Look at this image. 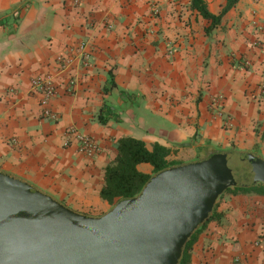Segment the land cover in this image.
I'll use <instances>...</instances> for the list:
<instances>
[{
    "label": "crops",
    "instance_id": "obj_1",
    "mask_svg": "<svg viewBox=\"0 0 264 264\" xmlns=\"http://www.w3.org/2000/svg\"><path fill=\"white\" fill-rule=\"evenodd\" d=\"M205 1L214 14L228 3ZM210 25L191 0H0V170L98 216L113 206L100 191L122 136L160 143L183 163L233 150L264 158V0H238ZM61 56L73 59L66 69ZM46 74L57 120L42 116L32 88ZM70 126L102 151L66 146ZM213 212L189 264H264V193L225 191Z\"/></svg>",
    "mask_w": 264,
    "mask_h": 264
},
{
    "label": "water",
    "instance_id": "obj_2",
    "mask_svg": "<svg viewBox=\"0 0 264 264\" xmlns=\"http://www.w3.org/2000/svg\"><path fill=\"white\" fill-rule=\"evenodd\" d=\"M264 183V158L219 151L152 175L102 215L0 170V264H178L229 187Z\"/></svg>",
    "mask_w": 264,
    "mask_h": 264
},
{
    "label": "trees",
    "instance_id": "obj_3",
    "mask_svg": "<svg viewBox=\"0 0 264 264\" xmlns=\"http://www.w3.org/2000/svg\"><path fill=\"white\" fill-rule=\"evenodd\" d=\"M237 1L238 0H228V3L219 14L212 13L205 0H191V7L197 10L203 17L211 20V25L206 28V31L209 32L221 22L222 16L235 5ZM100 120L106 122V119L102 117ZM170 152V148L160 143H155L153 148L150 149L147 147L146 142L140 138L133 136L120 137L117 144V155L105 169L104 184L100 191L101 197L110 204L115 205L122 199L138 195L153 174L183 163L169 160L168 155ZM213 153L215 152H212L210 155ZM142 162H149L153 165V174L143 172L138 168V165ZM229 190L235 192L254 190L264 193V183H259L250 187H229L226 191ZM213 213H211L209 219L214 217ZM199 230L200 228L196 230L186 243L178 264L190 263L191 250Z\"/></svg>",
    "mask_w": 264,
    "mask_h": 264
},
{
    "label": "built area",
    "instance_id": "obj_4",
    "mask_svg": "<svg viewBox=\"0 0 264 264\" xmlns=\"http://www.w3.org/2000/svg\"><path fill=\"white\" fill-rule=\"evenodd\" d=\"M87 47L88 41L82 40L76 50L82 52L84 64L89 65L91 53L90 51L86 50ZM59 61L61 68L66 69L68 65L72 63L73 59L70 57L68 59L61 56L59 57ZM67 83L68 87H70V89H73L76 84V78L70 77ZM32 88L40 95L42 116L51 120H57L59 118V115L51 107V99L57 94V86L54 79V75L46 74L44 76L35 77L32 80ZM11 91L15 90L11 89ZM261 93L264 94V84L261 88ZM222 116L225 115L223 114ZM225 118L228 122L230 121L228 116H225ZM10 141L12 143L18 142L16 138H12ZM64 143L66 146L72 143H76L78 151L88 157H95L102 151V146L95 137L79 131L76 126H70L66 129ZM235 262L236 264H244L241 260V257L238 256L235 257Z\"/></svg>",
    "mask_w": 264,
    "mask_h": 264
},
{
    "label": "flooded vegetation",
    "instance_id": "obj_5",
    "mask_svg": "<svg viewBox=\"0 0 264 264\" xmlns=\"http://www.w3.org/2000/svg\"><path fill=\"white\" fill-rule=\"evenodd\" d=\"M62 202V201H61ZM62 203H64V202H62ZM65 204V203H64ZM66 205V204H65Z\"/></svg>",
    "mask_w": 264,
    "mask_h": 264
}]
</instances>
